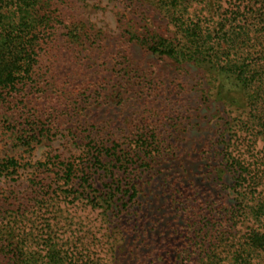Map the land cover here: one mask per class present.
<instances>
[{
    "label": "rangeland",
    "instance_id": "obj_1",
    "mask_svg": "<svg viewBox=\"0 0 264 264\" xmlns=\"http://www.w3.org/2000/svg\"><path fill=\"white\" fill-rule=\"evenodd\" d=\"M238 2L198 0L190 11L203 8L209 17ZM56 3L62 23L54 42L15 94L20 124L7 105L0 108V163L14 158L20 165L0 175V222L6 209L20 212L10 224L18 223L15 235L19 228L34 232L24 242L32 252L41 253L33 241L45 229L99 264H211L208 254L225 257L249 222L236 224L230 214L239 198L236 170L219 179L216 168L240 136L241 151L262 158V143H254L260 136L224 125L236 108L217 95L206 70L124 43L122 24L180 39L155 2ZM35 123L37 141L23 146L17 137L26 138ZM119 157L128 160L127 172ZM82 184L86 193L89 185L107 193L110 207L94 206L86 193L77 197ZM223 232L231 239L220 242Z\"/></svg>",
    "mask_w": 264,
    "mask_h": 264
},
{
    "label": "trees",
    "instance_id": "obj_2",
    "mask_svg": "<svg viewBox=\"0 0 264 264\" xmlns=\"http://www.w3.org/2000/svg\"><path fill=\"white\" fill-rule=\"evenodd\" d=\"M149 1L155 2L168 16L180 39L154 34L144 26L122 24L124 43L127 46L136 44L178 64H195L213 75L217 95L236 108V116L224 125L230 124V129L236 133L258 134L260 137L254 143H262V158L253 154L248 157V150L241 151L237 141L243 140L242 136L224 149L228 152L223 153L220 166L216 168L217 175L222 179L228 170H236L238 175L233 190L239 198L230 214L236 224L249 222V226L242 240L236 242L239 245H231L232 250L225 252V257L213 253L208 254L207 259L211 264H264V0H238L239 4L231 6L230 11L217 10L209 17L204 16L203 8L190 11L198 0ZM61 23L56 0H0V108L7 105L14 124H20L19 113L13 111V107L17 109L22 104L14 103L15 94L20 92L18 86L33 80L42 52L54 42L56 26ZM36 126V123L28 126L26 138L17 137L23 146L37 141ZM97 152L99 163L103 153ZM119 161L121 169L127 172L128 160L119 157ZM19 167L14 158H8L0 163V175L15 174ZM73 172L68 169V179ZM109 172L114 173L113 170ZM81 187L84 188L83 184ZM88 188L91 193H86L84 188L83 194L76 190L75 195L82 197L86 193L94 206L104 207V203L110 207L112 198L106 199L107 193H100L91 185ZM92 192L100 195L92 199ZM18 216L23 217L20 212L6 209L0 222V264H77L80 260L82 264H99L85 258V254L79 257L75 242L61 244L53 232L45 229L37 235L39 242L33 241L37 245L40 243L41 253L32 252L24 242L33 240L34 232H23L19 228L15 235L18 223L10 224L12 219H19ZM219 239L223 242L231 238L223 232Z\"/></svg>",
    "mask_w": 264,
    "mask_h": 264
}]
</instances>
